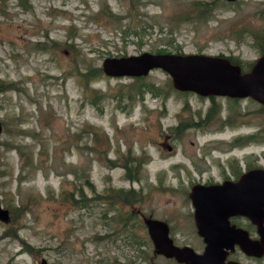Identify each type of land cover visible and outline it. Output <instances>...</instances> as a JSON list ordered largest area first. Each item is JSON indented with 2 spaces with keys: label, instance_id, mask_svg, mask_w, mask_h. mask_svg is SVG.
<instances>
[{
  "label": "rangeland",
  "instance_id": "1",
  "mask_svg": "<svg viewBox=\"0 0 264 264\" xmlns=\"http://www.w3.org/2000/svg\"><path fill=\"white\" fill-rule=\"evenodd\" d=\"M190 1L0 0V206L10 214L0 264H182L155 249L152 219L166 221L179 246L202 249L179 164L213 136L189 130L180 140L174 126L208 100L174 91L161 69L139 81L83 75L107 57L159 49L233 57L245 69L260 56L250 32L264 31V0L219 1L209 18L184 21ZM137 83L149 90L140 95ZM130 157L140 160L138 181L122 167ZM119 188L143 198L123 206L111 198ZM121 208L132 213L124 226Z\"/></svg>",
  "mask_w": 264,
  "mask_h": 264
},
{
  "label": "water",
  "instance_id": "2",
  "mask_svg": "<svg viewBox=\"0 0 264 264\" xmlns=\"http://www.w3.org/2000/svg\"><path fill=\"white\" fill-rule=\"evenodd\" d=\"M154 69L167 73L177 91L193 92L203 97H250L264 105V54L246 72L226 56L203 53L142 52L107 57L102 61L103 73L110 77H142ZM253 176L264 178V173ZM189 197L194 207L196 228L204 238V251L198 254L190 247H176L168 235L165 222L146 220L148 235L159 253L184 264H239L224 261L226 249H232L234 244H238L248 255L262 254L264 233L260 229L264 228L259 227L261 242L251 241L245 231L231 228L228 218L245 215L259 225L260 217L264 216V185L199 186L193 188ZM9 219L8 210L0 206V221L7 223ZM40 264L47 262L42 259Z\"/></svg>",
  "mask_w": 264,
  "mask_h": 264
},
{
  "label": "flooded vegetation",
  "instance_id": "3",
  "mask_svg": "<svg viewBox=\"0 0 264 264\" xmlns=\"http://www.w3.org/2000/svg\"><path fill=\"white\" fill-rule=\"evenodd\" d=\"M254 62L245 70L242 69L241 62L238 65H240L243 72H246L252 67ZM189 94L195 93L190 92ZM195 95L199 99L208 100L207 108L204 110L198 109L195 114L193 113L194 119L192 122L180 121L174 126V129L176 130L177 128L178 130L177 133L180 140L189 130H194L196 134L211 131L213 136L204 144H197L198 153H196V159L190 160L188 158L190 165L185 166V162L179 164L181 168L178 176L181 179L179 184L185 189L184 191H187L191 206L192 202L189 195L194 187L222 186L225 184L238 186L246 184L264 185L263 177L253 176L264 173V105L250 97H203ZM218 98L227 102L228 106L224 110L220 106ZM251 103L257 104V108H249ZM254 118H257L259 122L249 121ZM191 217L195 232L203 243L200 251L194 250L189 245L179 246L170 235L169 224L166 221L164 222L168 226V235L176 247H190L196 253L201 254L204 251L205 242L196 228L193 206ZM260 218L258 225L245 215H232L228 218V223L231 228L234 227L245 231L251 241L261 242L262 236L259 227L264 228V216ZM260 230L264 233V230ZM226 250L225 262L246 264L240 259V255L255 264L264 262V251L260 256L248 255L240 249L238 244H234L232 249ZM181 263L184 264L183 262Z\"/></svg>",
  "mask_w": 264,
  "mask_h": 264
},
{
  "label": "trees",
  "instance_id": "4",
  "mask_svg": "<svg viewBox=\"0 0 264 264\" xmlns=\"http://www.w3.org/2000/svg\"><path fill=\"white\" fill-rule=\"evenodd\" d=\"M219 1H224V2H229L226 0H216V1H212V2H208L205 0H192L189 2V4L187 5V11L184 14V17L182 18V20L184 21H189V20H205L207 18L210 17L211 13L213 12V10L216 8V5ZM237 1V0H235ZM233 1V2H235ZM19 4L21 6H26L27 5V0H19ZM250 34L254 37L255 40V46L259 49V52L261 53L260 55L264 54V31H257V32H250ZM45 45V44H43ZM52 47H55V43L52 42L51 44ZM168 51H166L165 49H159L157 50L155 53H166ZM223 56V55H220ZM227 57V56H226ZM232 63H237L239 64L240 62L233 58V57H228ZM249 67V66H248ZM247 67V69H248ZM242 69H245V67H243L242 65ZM102 69H89L88 72H85L83 75L87 78L89 77H94L95 75L100 76L102 75ZM89 75V76H87ZM145 76L142 77H133V79L135 81H139V79H143ZM10 85H8L7 87H9ZM171 87V86H170ZM135 89L137 90L138 93H140V95H142V92H144L145 90H149V87L146 86L144 83H137L135 86ZM172 89L178 93H182V94H189L190 92H181V91H177L176 89L173 88ZM2 90V87H0V91ZM132 95H127L126 98L131 99ZM92 101L95 102V99H93ZM176 132L178 131L177 128L175 130ZM95 137H97V133H94ZM92 149V148H91ZM112 163H115V160L111 161ZM140 160L139 158H135V157H130V158H126L125 161L122 164V167H124V171L126 173L127 178H129L131 181H138L139 180V168H140ZM110 196H107L105 194H95L93 199L96 200H107L109 199ZM111 198H118L121 200L123 206L124 205H128L130 204L132 201L139 203L142 198L143 195L140 191H136L135 189H124V188H119L116 189L114 191V193L111 195ZM111 202V201H110ZM110 202H106V203H110ZM116 208V207H115ZM22 209V207H16L15 210L20 212ZM118 211H120L119 215L120 217H118L119 221L121 222V224L124 226L125 223L127 221H130L132 219V213L130 212L129 214H127L126 216L124 215V210L121 208L118 209ZM132 240L134 241V245H137V247L140 246H145L146 245V239H143L142 237L140 238L139 235L132 236L131 237ZM150 238V237H149Z\"/></svg>",
  "mask_w": 264,
  "mask_h": 264
}]
</instances>
